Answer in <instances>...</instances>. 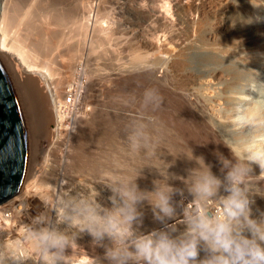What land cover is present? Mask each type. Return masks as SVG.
<instances>
[{"label":"bare ground","instance_id":"obj_1","mask_svg":"<svg viewBox=\"0 0 264 264\" xmlns=\"http://www.w3.org/2000/svg\"><path fill=\"white\" fill-rule=\"evenodd\" d=\"M237 1L157 0L155 5L159 3L160 9L151 5L147 18L152 19L151 22L154 20L156 22L162 20L168 22L171 25L170 27H173V32L167 34L163 42L160 39H157V41L151 40L148 36L144 40L141 39L142 41L139 44L135 42V45L133 43L130 51L133 61L122 62L123 60L118 58L121 61L118 60L111 70L107 71L104 68V70H101L103 72L100 73L98 67L90 66L88 69L83 62L86 55L96 53V48H98L101 39L99 37L101 35L103 37V34H110L111 29L114 30L111 22L108 23L105 20L107 26L102 23L103 17L101 18L100 10L104 4L103 0H0V57L8 68L14 87L18 89L15 90L16 93H19L17 95L22 111L27 115L35 114H33L35 120H37L35 125L32 124L31 116H28V119L24 116L28 121L27 125H30V128L28 126L29 130L34 136V149L37 156L35 161L42 158L46 150L47 153L50 152V149L56 143L60 141L68 142L67 140L71 138L77 139L82 136L86 131L84 125L89 124L87 122L98 116L96 113L97 116L94 117V108L88 106L93 100L92 90L88 87L91 83L101 84L99 92L104 90L101 89L102 87L108 88L111 86L114 92L118 93L119 91L121 93L122 91L126 93L132 85L145 82L149 93L143 102L145 109H143V112L135 111L138 114L135 112V114H131L133 111L130 113L131 110L125 108V106H120L114 108L115 110L110 112L111 115L125 123L129 121L146 123L149 128L153 127L152 124L155 122H157L156 124L164 123L163 130L165 127L168 129L167 127L171 126L169 129H173L182 139L179 147L181 151L178 155L181 159H186L185 145H188L193 148L192 150L202 151V155L209 163L215 162L216 165H219L223 169L221 172L224 173L223 183L225 182V185L221 182L222 188L217 191H215L216 188L213 189L215 191L214 195L225 198L224 200L222 198L220 202L229 201L232 203L231 208L227 211L229 214L222 217L224 215L223 211L227 209L225 208L227 205L224 207V203H220L223 206L212 202L205 203L203 206L200 203L201 205L198 206L197 204L194 211L198 213V210L201 211L200 207L206 209V211L211 209L213 218L209 219L205 215L203 219L194 220L188 225L199 226L195 229V235L200 237L209 234L211 231H234L238 226L247 228L250 224V226L252 225L260 231L256 240L263 242V244H259L258 249L259 252L264 254V112L262 110L263 106L250 101V95L247 98L245 90L249 86H245L247 87L245 89L242 84L246 80L258 81L260 78V69L256 70L255 67L262 68L264 66V40L257 42L258 38L264 37V22L251 19L255 16L246 19L239 14L236 15L240 17L235 19L236 16L233 11L238 7ZM259 4V10L264 12V0H260ZM148 8H143V10ZM161 9H166V12ZM238 12L236 11V13ZM118 13L121 14L120 11ZM255 15L258 16V14ZM244 19H246L245 24H249V27H241L238 24L239 29L232 28L233 24L231 22L234 20L242 22ZM147 30L149 29L147 28ZM255 39L257 40L255 41ZM219 40L232 42V56L229 53L228 55L226 53L227 56H223L221 54L222 49L217 50L219 48L215 47L214 44L216 41L219 43ZM196 56L199 60L198 66L193 63ZM216 62L219 63L216 64ZM96 86L98 87L97 84ZM250 92L252 93L253 89ZM257 93L255 94L257 95ZM69 96L72 98V102L74 101L75 104L77 102L76 105L80 109L77 108L79 111L73 112L74 114H71V116H67L64 111L65 108L70 106L67 101ZM76 105L74 106L76 107ZM159 125L161 127L162 124ZM95 132L97 134L98 131ZM94 136L97 137V135ZM63 144L64 147H67L65 143ZM82 150L85 151V149ZM43 158H45V160H42L43 164L39 165L37 163L38 168L35 167L31 171L33 180L28 181L25 177L19 193L12 200L7 201V204L0 206V214H2V219L7 226L3 228L0 225V264H17V262L33 264L37 255L38 259L42 261L41 264L50 262L48 252L44 254V251L41 250L42 247L49 245L42 244L45 242L46 230L42 229L38 222L31 221L33 216L30 214L33 210L31 211L29 206L44 207L41 209L43 210L42 215L47 217L48 208L46 209V205L48 201L46 196L49 194V190L58 188L62 191L65 184L69 185V193L73 199L74 207H77L75 210L80 211L83 215V223L79 230L82 229L83 240L86 245L89 244L88 247L85 245V251H80L71 244L69 247L67 246L68 264H161L156 263L157 257H153L156 262L146 257L148 253L144 252V246L149 241L156 240L160 235L167 233L169 235V233L182 229L181 226L184 222L180 218H192L194 214L196 216L195 212L190 215L192 210L188 213L189 208L187 209L188 214H186V210L183 213L180 211L178 198L179 195L183 194H180L178 190L172 191L169 195L167 194L168 197L165 200L179 214L159 226L143 230L127 238L125 235L123 236L125 239H123L121 237L123 233L121 235L119 230L125 222H121L122 217H120V213L118 214L116 203L119 195L123 192V188H118L116 181L118 178L115 179L113 173L115 166L113 168L106 161L101 163L104 166H99V164V168L96 167L97 170L90 169L85 174L79 173V176L75 172L76 178L69 179L71 176L69 175L68 178V175H66L69 181L61 178L65 174L64 171H54L53 177L47 178L48 183L53 185L50 186L51 189L38 190L35 184L41 180L42 175L47 171L49 154ZM203 160L204 158H202ZM203 162L205 163V160ZM84 164L87 163L84 162ZM206 165L209 164L206 162ZM216 165L213 164L212 166L215 167ZM215 169H219V167ZM218 172L220 171L218 170ZM187 189L186 191L191 190ZM183 190L185 191L184 188H182ZM128 194L130 195V192ZM205 197L207 198L209 195ZM216 209H220L221 213H216ZM24 216H27V224L22 225ZM16 222L20 224V228L17 227ZM12 227L14 232L18 234V240L11 241L15 235L14 232H11ZM241 237L245 236L242 235ZM8 240L11 242L8 243ZM180 243L182 241L178 244ZM144 253H147V255L145 256ZM41 255L44 259H41ZM150 256L149 254L148 257Z\"/></svg>","mask_w":264,"mask_h":264},{"label":"rangeland","instance_id":"obj_2","mask_svg":"<svg viewBox=\"0 0 264 264\" xmlns=\"http://www.w3.org/2000/svg\"><path fill=\"white\" fill-rule=\"evenodd\" d=\"M103 1H104V4H103V6H101V10H100V14L102 15L101 18L103 17L102 23L104 26H107L108 24L106 23V25H105L104 21L106 20V22H108V23L111 22V25H113L114 27L111 25H109V26L113 27L114 30L111 29V32H109L110 34H108V35L103 34L104 35L103 37H105V38H103L102 35L99 37V39L100 38L101 39L98 43V48H96L97 49L96 53L94 52V54L86 55L84 57L83 63H84V65L87 66L88 69L90 68V66L91 67L93 66V67H98V71L100 73L103 72L101 70H104V68H105V70L109 71L118 62V60H119L118 58L122 59L123 60L122 62H125L127 60H132V55H131L130 51H131V46L133 45V43L135 44V42H136V44H139L142 40H144L148 36H149L148 38H151V40L154 39L155 41H157V39L158 40L160 39L161 42H163V40H165V36H167V34L169 35L174 30L173 27H170L171 25L168 24V22H166V21L162 20V21L156 22V20H154L151 22L152 19L147 18L148 14H149L148 12L151 10V7H152L151 5H153V7L157 6L156 8L160 9V7L158 6L159 3L155 5V3H157V0H155V1L154 0H143L144 2L142 0H135V2H134V0H103ZM114 2H116V3H114ZM137 2H138V4H137ZM140 2H141V4H140ZM236 3L238 4V5L236 4L238 6V7H236V9L237 8L238 9L237 10L234 9V11H233L235 16H236L235 19H237V17H240V16L245 17L246 19L251 18L252 16H255L251 19L259 20L260 22L261 21L264 22V15H262L264 12H262V10H259L260 0H247V1L246 0H238ZM143 8H148V9L143 10ZM161 10L166 12V9L165 10L161 9ZM235 10L237 12L238 11L239 12L236 13ZM119 11L121 12V14L118 13ZM164 14H166V13H164ZM236 14H239L240 16H238ZM255 14H258V16ZM246 19H244L242 22L240 21L242 24L240 22L234 20L233 22H231V24H233L232 28L236 27L239 29L240 27L237 26L238 24H240L241 27L242 26L243 27L244 26L249 27V24H245ZM235 22H236V24H235ZM153 25H154V27H152ZM157 25H158V27H157ZM166 26H169V27H166ZM143 28H144V30H143ZM147 28L149 30H147ZM167 30H169V31H167ZM145 31H147V32H145ZM154 31H155V33H154ZM111 33H112V35H111ZM139 34H141V35H139ZM157 37H159V38H157ZM256 40L257 39H255V41ZM263 40H264V37L263 38L260 37V38H258L257 42H259V41L262 42ZM218 42L219 43H217V41H216L214 44L215 47L219 48L217 50L220 51V48H221L222 49L221 54L223 56H227L228 53L230 56H232V54H233L232 53V51H233L232 42L231 41L222 42L220 40ZM99 45H100V47H99ZM226 53H227V55H226ZM120 61L121 60H119V62ZM198 61H199L198 56H196L195 59H193V63L195 66L199 65ZM113 62H114V64H113ZM86 63H88V64H86ZM217 63H219V62H216V64ZM220 64H221V62H220ZM100 66L102 69L100 68ZM262 68H264V66H262ZM262 68L261 67H255L256 70L260 69L259 71L261 73L258 81L256 80L257 82L255 80L249 79L248 81L249 82L251 81L252 84L249 83L247 80L246 81L250 85L246 81H244L245 84H244V82L242 84L244 87L245 86H247V87L249 86L250 88L252 87L251 90L249 87L248 88L245 87V89L247 88L246 90L243 87V89L246 91V96L248 98V96L250 95L251 100H250V97H249V100L251 102L257 103V104L263 106L262 110L264 112V102H263L264 101V69H262ZM88 69H87V71H88ZM262 80H263V82H261ZM96 84L98 85V87L96 86ZM100 85L101 84H98V83H91L88 86L89 88H91L90 90H92L93 100L95 99V101L92 100L90 102L91 104L88 103L89 104L88 106H89V108H92V107L94 108L93 109V110H95L94 117L97 115L98 116L95 117L94 120L92 119V120H90V122H87L89 124L84 125L85 126L84 129L86 131H84V133H83L84 135L82 134V136H79L77 138L78 140L76 138H73V139L71 138L72 140L71 139L67 140L68 142L60 141L59 143H56L52 149H50L51 150L50 152L47 153V150H46L45 155L49 154L47 171H45L46 173L44 172V174L42 175L43 177L41 176L42 177L41 180L37 181V183L35 184V187L38 190L51 189L50 186H53V185L51 183H48L49 180L47 181V178L53 177V175L55 173L54 171H59V170L64 171L65 176L63 175L61 178L64 179L65 181H69V179L76 178L81 173L85 174L86 172H89L90 169L97 170L99 168V166H101V165L104 166L101 163H105L107 161L106 163L108 164V162H109L113 168L115 166V168L113 169V173L115 174V176H114L115 179L118 178L116 180L118 183V186H119L118 188H120V187H121L120 189L123 188V190H122L123 192L121 191L122 194L119 195V197H118L119 199H117V202H116L117 208L119 210L117 208L116 209H117V211H119L118 214L120 213L119 214L120 217H122V221L121 220L120 221L122 223L125 222L123 224L124 226H122L120 228L119 233L121 235L123 233V235L121 237L126 235V238L128 236L135 235L136 233L138 234V233L142 232L143 230H148V229H151L155 226H159V225L163 224L164 222H167L171 217L179 214V212L177 210L172 209L168 205L167 200H165V198L167 199L168 195L170 193H172V191L175 192L178 190L180 192V194H183V195H179V198H178V203H179V206L181 208L180 211H182V213L185 212V210H186V214H188V213H190V210H192L191 211L192 213H190V215H191L195 212L194 208H196L197 204H198V206L201 204L204 206L205 203L212 202L213 204H218V205L220 203H222V204L224 203L223 204L224 207L227 205L228 207L227 206L225 207L227 209H226V211L225 210L223 211L224 215L222 214L223 215L222 217L226 216V214L228 215L229 213L227 211L231 208L232 203L229 201L228 202L227 201L220 202L222 198H223L222 200H224L225 198L222 196L218 197V195H214L215 191H217L219 188H222L223 185H225L224 184L225 182L223 183V181L225 179L224 173H223V171L221 172V170H223V169L219 165H216L215 162L209 163L206 160V158L202 155L203 154L202 151L198 152L196 150H192L193 148H191L188 145H185V157H186V159H184V158L181 159L178 155H180L179 153L181 151V148H179V147L181 146L182 139L180 138V136L175 131H173V129L172 130L169 129L171 126L167 127L168 129H166V127H165L163 130V124L164 123L156 124L157 122H155L154 124H152L154 129H153V127H151L152 128L151 129V128H149V125L147 126L146 123L139 122V121H135V122L129 121V122L125 123L121 119L111 115L110 112H112L116 108H119L120 106H125V108L131 110L130 113L133 111V113H131V114H135V113L138 114L137 112H140V111L143 112V109H144L143 102L147 98V95L149 93V89L146 87V83L143 82V83H140L138 85L134 84L131 86V88H128L126 93H124L122 91L120 93L118 91V93H120V94H118L117 92H114L113 91L114 89H112L111 86H109L108 88H106V87L103 88L101 86L102 87L101 89H104V90H102V92L101 91L99 92L98 90H99ZM110 87H111V91H110ZM258 88H260V89H258ZM252 89H253V92L251 93L250 91H252ZM16 90H18V89H16ZM255 90H258V91L255 92ZM111 92H114V93H111ZM247 92H248V94H247ZM249 92H250V94H249ZM90 93H91V91H90ZM255 93H257L258 96L260 95L258 100H257L258 96ZM17 94L19 95V93H17ZM256 96H257V98H256ZM260 98H262V99H260ZM71 99L72 98L69 96L67 101L70 104V106L65 108V110H64L65 113L67 114V116H71V114H74L73 112L76 113L80 110L79 107L76 105L77 102L75 104L74 101L73 102L71 101ZM102 102H103L104 106L102 105ZM260 102H261V104H260ZM74 105H76V107ZM130 106H131V108H130ZM74 109H75V111H74ZM135 111H137V112H135ZM107 112H109V113H107ZM96 113H97V115H96ZM104 113H106V114H104ZM23 114H24V116L27 117V119H28V116L29 117L31 116L30 119L32 118L31 119L32 124L35 125L37 123L36 122L37 120H35L36 119L35 116H33L34 113L27 115L26 113L23 112ZM108 114H109V116H108ZM240 117H242V116L240 115ZM96 118L98 119L97 121H99L98 123L95 120ZM27 119H25V121ZM67 122H68V120H67ZM92 123H94V124H92ZM27 124H28V121H26L27 135H28V161H27L26 179L28 181H31V180H33L31 177L32 176L31 171L35 167L38 168V166L40 164H43L42 160H45V158H43V157H45V155L44 156L42 155V158L39 159L40 161L39 160L35 161L36 160L35 158H37V156H36V150L34 149V139H33L34 136H32V134L30 132L31 130H29L30 125H27ZM159 124H162L161 127ZM145 125H146V127H145ZM28 126H29V128H28ZM86 127H88V128H86ZM94 127H95V129H94ZM100 128H102V129H100ZM96 130L98 131L97 134L95 132ZM93 134L97 135V137L94 136ZM29 138H30V140H29ZM168 142L171 145H169ZM63 143H65V146H67V147H64ZM66 143H67V145H66ZM82 149H85V151ZM56 151H58V152H56ZM88 151H89V153H88ZM42 152H44V151H42ZM86 157H87V160H86ZM108 157H109V159H108ZM194 157H196L197 160ZM199 158H201V159L199 160ZM202 158H204L205 163L203 162L204 160L202 161ZM193 159H195L197 162ZM180 160H182V161L184 160V162H182ZM73 161H74V163H73ZM88 161H90V162H88ZM84 162L87 164H84ZM206 162L209 165H206ZM112 163H115V164H112ZM193 163H196V164H193ZM116 164L117 165L120 164V165L117 166ZM201 164H203V165L200 166ZM213 164H215L216 166L215 167L212 166ZM77 165H79V166H77ZM68 167L71 169H69ZM93 167H94V169H93ZM96 167H97V169H96ZM213 167H214L215 171L212 169ZM218 167H219V169H215ZM83 168H85V169H83ZM86 168H87V171H86ZM72 170H74V171H72ZM218 170L220 172H218ZM118 171H119V173H118ZM75 172H76L77 176H76ZM212 172H213V174H212ZM216 172L221 173V174H218ZM46 174H48L49 176H47ZM74 174H75V177L73 176ZM209 174H212V175H209ZM66 175H68L67 176L68 178H69V175L71 177L68 179L66 177ZM122 175L124 178L121 177ZM29 178H31V179H29ZM213 178H214V180H213ZM44 179H46V180H44ZM218 179H220L221 181L220 180L218 181ZM124 182H126V183H124ZM221 182L223 183V185ZM183 183H185V184H183ZM199 184H200V186H199ZM196 185H198V186H196ZM219 185H221V187H219ZM66 186H67V184L64 185L62 191H60L58 188H56L55 190H49V194L46 196L47 201H48V204L46 205V209L48 208L47 217H44L42 215L43 210H41V209H43L44 207L37 208L35 205L29 206L31 208V211L33 210V212H35V213L32 212V214H30L33 216L32 220H31V218H30V220L34 221V222H38L41 225L42 229L46 230L45 242L42 244H49V245L42 247L41 250L44 251V254L47 252H48L47 254H49L48 260L50 262H48L47 264H66V262L68 264L69 257L67 256L68 253L66 251H67L68 247L70 246V244H71V246H75L80 251L84 250L85 245H86V242H84L83 236L81 233L82 229L79 230V228H81V225L83 223V220H82L83 215L81 214L80 211L75 210V209H77V207H74L73 199L71 198V195L69 193V190H70L69 185L67 187ZM122 186H124V187H122ZM127 186H128V188H127ZM182 188H184L185 191L184 190L182 191ZM198 188L200 190L201 189L202 190L200 191ZM215 188H216V190H215ZM186 189L187 190L191 189V190L186 191ZM203 190H206V191H203ZM207 190H209V191H207ZM212 190H213V193H212ZM53 191H56L57 193L53 192ZM129 192H130V195L128 194ZM207 195H209V197L206 198L205 196H207ZM210 195H211V198H210ZM217 199H218V201H217ZM123 200H124V202H123ZM232 201H234V200H232ZM8 202H6L4 204H7ZM230 203H231V205H229ZM4 204H0V206H2ZM222 204H220L219 206H223ZM185 207H187V208H185ZM190 207H191V209H190ZM200 208H201V211L198 210V213H197V211L195 212L196 216H195V214L192 215L194 217V218L192 217L193 220L191 217L182 218V219L180 218V220H182V222H184L183 226H181V227H183L182 229L180 228L177 232L174 231V233H169V235H167L168 233L160 235L156 238V240L154 239L153 242H152V240L149 241L143 248L144 252H147L148 255H147V253L146 254L144 253V255L145 256L147 255L146 257L149 260H151L153 262L154 261L156 262V260H157L156 263H161V264H165V263L166 264H221V263L222 264H235V263L236 264H264V254L259 252L260 250L258 249L259 244H263V242H261V241L259 242V240H256L259 237L260 231L256 227H254L252 225L250 226V224L248 225L249 227L247 226V228L246 227L244 228L242 226L243 229L241 226L240 227L238 226V227H236V229L234 231L233 230L227 231L228 233L222 232V230H217V231H211L209 234H206V235H203L200 237L196 236L195 235V229H197L199 226H196V225L195 226H189L188 224L190 222L192 223L194 220L198 221L199 219H203L205 217V215H207V217L209 219L213 218L212 217L213 211H211V209L206 211V209H204V208L202 209V207H200ZM187 209H188V213H187ZM215 212L221 213L220 209H216ZM129 216H130L131 221L129 219ZM186 216H189V215H186ZM219 216H220V214H219ZM26 217L27 216H24V218L22 220L24 223L21 222V223H23L22 225H25V223L27 224V222H26L27 218ZM218 219H220V218H218ZM186 220L189 222H187ZM16 223H17V227L20 228V226H19L20 224L18 222H16ZM12 224H15V223H12ZM71 224H72V227L74 229L71 227ZM216 224H218V222H216ZM0 225L3 228L7 227L5 222H0ZM11 232H14L13 227H12ZM129 232H130V234H129ZM249 232H250V234H248ZM240 233H242V234H240ZM14 234H15L14 239H12L11 241L18 240V234L16 232H14ZM240 235L241 236L244 235L245 237L242 238ZM5 237H7V236H5ZM247 238H250V239H247ZM123 239H125V238L123 237ZM11 241L8 240V243ZM181 241H182V243H180L181 244V246H180V244H178V243ZM150 242H152V243H150ZM8 243H6V244H8ZM247 243H248V245H247ZM88 245L89 244H87L86 246L88 247ZM145 247H146V250H145ZM173 248H175V249H173ZM149 254L151 255L150 257H148ZM37 256L35 257V263L41 264L42 261L39 260ZM41 256H42L41 257V259H42L43 255H41ZM153 257H157L156 260ZM182 257L184 260L182 259ZM229 262H232V263H229ZM35 263L33 261V264H35ZM17 264H21V263L17 262Z\"/></svg>","mask_w":264,"mask_h":264},{"label":"water","instance_id":"obj_3","mask_svg":"<svg viewBox=\"0 0 264 264\" xmlns=\"http://www.w3.org/2000/svg\"><path fill=\"white\" fill-rule=\"evenodd\" d=\"M28 135L8 68L0 57V204L15 197L26 177Z\"/></svg>","mask_w":264,"mask_h":264},{"label":"built area","instance_id":"obj_4","mask_svg":"<svg viewBox=\"0 0 264 264\" xmlns=\"http://www.w3.org/2000/svg\"><path fill=\"white\" fill-rule=\"evenodd\" d=\"M7 215H8V213H7ZM0 222H4L2 219V214H0Z\"/></svg>","mask_w":264,"mask_h":264}]
</instances>
